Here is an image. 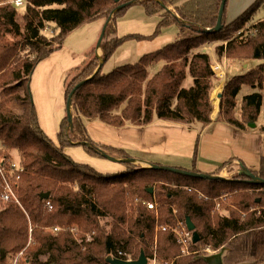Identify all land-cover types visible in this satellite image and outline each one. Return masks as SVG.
<instances>
[{"label": "trees", "instance_id": "trees-1", "mask_svg": "<svg viewBox=\"0 0 264 264\" xmlns=\"http://www.w3.org/2000/svg\"><path fill=\"white\" fill-rule=\"evenodd\" d=\"M221 2L25 0L22 15L13 2L0 4V90L4 93L0 149L9 160L15 159L11 156L17 152L22 168L16 190L20 204L11 201L1 207L0 188V263L7 264L11 255L14 258L23 252L21 264L25 259L28 264H109L108 256L136 260L143 250L149 260L156 254L159 264H207L191 253L208 245L212 250L230 247L229 264L245 260L264 264V185L252 184L239 175L235 179L241 181L211 180L135 164H127L123 173L101 174L65 153L66 147L76 145L69 136L68 115L60 123L57 143L44 132L31 90L37 65L61 49L65 39L84 24L110 19L101 44L103 65L127 40L145 38L116 35L120 17L140 4L148 15L161 17L156 33L176 23L180 36L187 30L195 34L108 73L102 72L103 65L97 71L100 62L92 50L82 67L68 72L66 100L76 85L86 80L72 103L74 134L93 146L84 145L87 151L101 155L97 151L101 148L112 156H130L124 149L94 142L87 130L88 120L115 127L148 125L155 120L188 126L209 124L214 110L211 92L220 80L210 54L199 49L215 42L226 43L216 45L220 60L262 61L257 69L232 77L220 99L217 119L247 129L250 123H257L264 100V18L253 21L264 0H256L229 23L225 8L223 27L217 31ZM125 3L129 4L119 8ZM170 5L177 14L168 9ZM52 24L53 33L47 35ZM238 32L235 38L230 37ZM153 67L158 68L149 75ZM72 72L76 74L72 76ZM188 75L192 84L186 87ZM244 84L259 91L244 96L237 117L236 98ZM14 103L20 112L14 111ZM252 171L264 179V156L258 170ZM246 189L260 192L253 196L244 192ZM230 192H236L231 204L242 213L231 208L230 216L213 215L212 199ZM44 193H50L48 199L41 198ZM150 202L157 204L155 211L149 209ZM188 217L200 236L196 243L187 228ZM180 223L190 235L187 246L175 230Z\"/></svg>", "mask_w": 264, "mask_h": 264}, {"label": "crops", "instance_id": "crops-1", "mask_svg": "<svg viewBox=\"0 0 264 264\" xmlns=\"http://www.w3.org/2000/svg\"><path fill=\"white\" fill-rule=\"evenodd\" d=\"M255 1L228 0L225 12L227 22L237 18ZM106 22L107 19L103 18L77 28L65 39L63 47L41 61L33 73L31 88L39 123L56 143L60 123L67 115V73L71 68L87 62V54L92 50H95L99 61H103V50L97 48V40ZM218 111L219 103H215L212 121L207 125L188 126L155 120L148 125L115 127L97 119L87 121V130L94 142L124 149L130 156L148 162L215 174L230 162L233 164L227 171H236L238 166L234 160H238L249 169L258 170L264 156V135L260 134L264 123L258 128V120L255 127L239 129L218 120Z\"/></svg>", "mask_w": 264, "mask_h": 264}, {"label": "rangeland", "instance_id": "rangeland-1", "mask_svg": "<svg viewBox=\"0 0 264 264\" xmlns=\"http://www.w3.org/2000/svg\"><path fill=\"white\" fill-rule=\"evenodd\" d=\"M11 1L12 0H0V4L9 3ZM228 4H229V2H228ZM168 8H169V10H171L172 12L177 14L175 7L170 5ZM25 9H26L25 6L19 7V14L20 15L24 14ZM261 18H264V7H261L257 11V13L254 16L253 21H257L258 19H261ZM160 20H161V17L159 15H148L146 13L144 7L140 4H135L131 7H129L127 9L125 15L120 17V19L117 22V34L116 35L119 37H122V36H125L127 34H140V35L145 36V38H143V39L142 38L141 39L133 38V39H129L125 43H123V45H121L116 50V52L111 57H109L108 60L105 62V64L103 65V68H102V72L108 73V72L112 71L113 69H115L121 65L134 63V62L138 61V59L145 53H151V52L163 50L167 46L175 43L176 41L180 40L184 36L189 35V34H193V35L195 34V32H193L191 30H187L184 35L180 36L179 25L176 23L165 26L161 29L162 30L161 32L156 33L158 30V25H159ZM53 30H54V25L52 24L45 31V33L47 35H51L53 33ZM243 31H245V30H242V32ZM247 32L248 31H246V34H248ZM230 35H231L230 36L231 38H233V37L235 38L236 36L239 35V32L237 34L235 33V34H230ZM97 43H98V40H97ZM218 44H224L225 45L226 43L215 42L212 44H206L205 46H203L202 48L199 49V50L206 51L207 53L210 54L212 61H213L212 67L214 65L220 63L223 67L222 71L224 70V73L222 74V76L220 73H217L214 71L216 76L219 78L220 81L214 87V89L211 92V100L213 103V107H214V104L216 101H217V103L220 104V99L222 97V94L224 93L225 84L232 77H234L236 75L246 74L247 72H250L254 69H257L258 65L262 62L261 60L252 59V58L239 59V58L223 57L220 60L217 56L216 51H215L216 45H218ZM83 64L84 63H81L78 66L82 67ZM157 68L158 67L151 68L149 75H152L153 73H155ZM75 69L76 68H71L70 71H74ZM75 74L76 73L72 72L71 75L74 76ZM71 79H72V77H69V81ZM191 84H192V78L190 75H188L187 79L185 80V86L188 87ZM31 90H32V88H31ZM257 91H259L258 88H253L250 85L244 84L242 86V88H241V90H240V92L236 98L235 115L237 117H240V115H241V106H242V101H243L244 96L251 94L253 92H257ZM20 92H22V91H20ZM3 97H4V93L0 90V102H1V99ZM63 100H65L64 97H63ZM12 106L14 107L15 112L21 111V108L19 107L18 104L14 103V104H12ZM72 110H73V108H72ZM213 112H214V110H213ZM65 116H66V114H65ZM258 120H259V122H258V128H259L264 123V100H263V105H262L261 113L259 115ZM74 132H75L74 128L73 129L70 128V135L69 136H70L72 141L78 142L79 137H76ZM260 134L264 135V131H262ZM5 152L6 151L0 149V159L5 158ZM65 152L70 157H72V159L74 161H76L78 163H82V164H88L101 174H106V175L107 174H117V173H123L126 170L127 164L111 161L110 159H108L102 155L92 154V153L87 151V149L84 147V145H81V144L70 145V146L65 148ZM11 157L15 158L16 161H18V159H19V155L17 152H15ZM132 157H134V156H132ZM145 157H147V159H149L148 156H145ZM6 160L9 161V158ZM162 161H164V160H162ZM135 165L141 166L140 164H135ZM162 165L168 166L166 164H162ZM169 167H174V166H169ZM224 174H225V176H228L230 178H236V176H237L236 171H232V172L226 171ZM239 181H241V180H239ZM244 192L253 194V196H254L257 193H259L260 190L259 189H246V190H244ZM235 193L236 192H230L229 195H221L219 197L213 198L211 201L214 205L213 215L218 214L219 216H230V215H232V212H233V211H231V208L233 210L237 211L236 212L237 214L242 213L240 210L236 209L231 204V202H232L231 200L234 198ZM227 196L228 197L230 196V200L227 198ZM153 203L155 204L154 208H149V209L155 211L157 204L155 202H153ZM4 204H5L4 202H1V207H3ZM258 207H260V206H258ZM258 207H255V208H257V210H258L257 212H260L261 209H258ZM60 228L65 229L66 227H60ZM175 230H176L179 238L187 237V234H186L187 232L183 228L182 223H180V225H178ZM220 249H218V250H220ZM218 250H212L207 245V246H204L203 249L201 248L199 250L193 251L191 254H194L195 256L208 255V254H212L214 252H217ZM230 251H231V248H230ZM13 256L14 255H11L9 257V259L7 260V264H11V261L13 260ZM25 258H26V255H25ZM46 259H47L46 256L41 257L42 261H46ZM21 261H22V259L20 260V264H21ZM245 261H252L253 262V260H245ZM254 262H256V264H259L257 261H254ZM0 264H2V263H0ZM12 264H13V262H12ZM23 264H28V262H26V259L23 261ZM148 264H153V262H151V259L149 260ZM227 264H229V263H227Z\"/></svg>", "mask_w": 264, "mask_h": 264}, {"label": "water", "instance_id": "water-1", "mask_svg": "<svg viewBox=\"0 0 264 264\" xmlns=\"http://www.w3.org/2000/svg\"><path fill=\"white\" fill-rule=\"evenodd\" d=\"M226 3H227V0H222V2H221L217 26L215 28V30H217V31L223 27L222 19H223L224 10L226 8ZM128 4L129 3L122 4L119 8H123ZM163 6H165V4H163ZM109 21H110V19L107 20V22H106V24H105V26L101 32V35H100L98 43H97V48L101 47L102 41L104 39L105 31H106V28H107ZM103 63H104V61L100 62V65H99V68L97 69V71H99V69L101 68ZM85 81L86 80H83L76 85V87L72 90V92L70 93L69 98L67 100V115L69 118V124H70L71 129H73V110H72L73 103H72V99H73V96H74L76 90ZM255 125H256L255 123L249 124V126H253V127H255ZM74 143L93 147L89 142L78 141V142H74ZM97 151L102 156H104V157H106V158H108L114 162H120V163H125V164H140L142 167L144 166V168L149 167V168L158 169V170H166V171H171V172L178 173V174H183V175L197 177V178H203V179L223 180V181L241 180V179L230 178L228 176H225V174H224L227 171L228 167L231 164H233V162H230V164H228V166L225 169H223L220 173L207 174V173H202V172H198V171L185 170L182 168L160 165L157 163L148 162V161H145V160H142L139 158H135L132 156L120 158V157H116V156H112V155L108 154L106 151H104L101 148H98ZM234 163L238 166V168L236 170L237 175L242 176V177H247L248 182H250L252 184L264 185V179L262 177L258 176L257 174H255L251 169L246 167L242 162H239L238 160H234ZM149 192H153V188H150ZM49 196H50V193L41 194L42 199H48ZM186 224H187L188 230L193 232V242L194 243L198 242L200 240V236H199V233L197 231H195L196 226L190 217L187 218ZM229 252H230V248L225 246V247H222L217 252H214L212 254L196 256L195 259L196 260H204L207 264H227L226 258L228 256ZM107 262L109 264H148L149 259L146 256L145 252L142 250L139 258L136 260H124V259L116 258L113 256H108ZM237 264H256V262H254V261L253 262L252 261H243V262H240Z\"/></svg>", "mask_w": 264, "mask_h": 264}, {"label": "built area", "instance_id": "built-area-1", "mask_svg": "<svg viewBox=\"0 0 264 264\" xmlns=\"http://www.w3.org/2000/svg\"><path fill=\"white\" fill-rule=\"evenodd\" d=\"M13 3L17 7H22L25 4V0H14ZM264 7V4H263ZM213 69L215 72L220 73L221 76L223 74L222 72V65L220 63L213 66ZM22 171L21 165L18 161L15 159L7 161L5 158L0 159V188L2 190L1 192V202H4L5 204L11 201H15L18 204H20L18 196H17V187H18V180H19V173ZM49 208H51L50 202L47 203ZM155 204L153 202L148 203L149 208H154ZM60 227H56L55 230H60ZM187 234V237L181 238L182 242L187 246L188 244V238L189 234ZM22 253H19L17 256L13 258L11 261V264H20ZM27 262V261H26ZM151 262L153 264H159L157 262V257L155 254V257L151 259Z\"/></svg>", "mask_w": 264, "mask_h": 264}, {"label": "bare ground", "instance_id": "bare-ground-1", "mask_svg": "<svg viewBox=\"0 0 264 264\" xmlns=\"http://www.w3.org/2000/svg\"><path fill=\"white\" fill-rule=\"evenodd\" d=\"M215 103L217 104V101Z\"/></svg>", "mask_w": 264, "mask_h": 264}]
</instances>
